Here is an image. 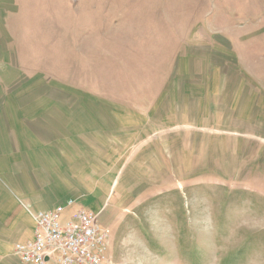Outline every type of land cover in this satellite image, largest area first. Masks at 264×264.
I'll list each match as a JSON object with an SVG mask.
<instances>
[{
	"label": "rangeland",
	"instance_id": "rangeland-1",
	"mask_svg": "<svg viewBox=\"0 0 264 264\" xmlns=\"http://www.w3.org/2000/svg\"><path fill=\"white\" fill-rule=\"evenodd\" d=\"M0 175L97 211L108 264H264V0H0Z\"/></svg>",
	"mask_w": 264,
	"mask_h": 264
},
{
	"label": "built area",
	"instance_id": "built-area-1",
	"mask_svg": "<svg viewBox=\"0 0 264 264\" xmlns=\"http://www.w3.org/2000/svg\"><path fill=\"white\" fill-rule=\"evenodd\" d=\"M28 212L33 236L17 241L13 254L24 264H108L111 229L91 207L68 197L49 209Z\"/></svg>",
	"mask_w": 264,
	"mask_h": 264
},
{
	"label": "crops",
	"instance_id": "crops-1",
	"mask_svg": "<svg viewBox=\"0 0 264 264\" xmlns=\"http://www.w3.org/2000/svg\"><path fill=\"white\" fill-rule=\"evenodd\" d=\"M19 146H20V144H18L17 150L13 154V155H15L18 152L16 154V157H17L16 161L17 162H18L19 156H23L24 158H29V151L27 150V148H22ZM21 153H24V154H21ZM4 154H5L4 152L1 154V156L3 158L4 157H6L7 159L10 158V155L6 154L4 156ZM36 154H38L36 157H39V158L43 157V155H44L43 147L40 148L39 152L36 151ZM13 155H11V159H12ZM32 158H34V157H32ZM20 159L22 160L23 158H20ZM17 162L10 161L9 163L10 164H16ZM42 162L43 161H39V163H42ZM33 163H35V158H34ZM26 179L27 178H24L23 180H26ZM0 184L2 185V187L4 189H5V187L8 188L10 190V192L15 195L17 200L23 205L22 208L28 214V217H29V226L30 227H29L28 232L27 233L25 232L16 241H22V240H27V239L31 238L33 236V232H34V220L32 219L31 215L29 214L28 208L33 210V211H36V210H40V209L52 208L56 204L53 205V202L50 203L49 200H43V199H41V197L37 199V197H39V196H42V197L47 196V189H45V188L44 189H38L37 186L33 185L32 183L29 184L28 186H26L24 181H22V183H19V184H11L10 183L11 185H5L4 178L0 175ZM27 188H30L29 189L30 191H28ZM63 201H61V202H63ZM58 203H60V202H58Z\"/></svg>",
	"mask_w": 264,
	"mask_h": 264
}]
</instances>
